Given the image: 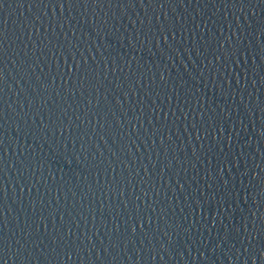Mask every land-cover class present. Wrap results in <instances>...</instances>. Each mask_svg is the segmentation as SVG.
<instances>
[{"label": "water", "instance_id": "95a60500", "mask_svg": "<svg viewBox=\"0 0 264 264\" xmlns=\"http://www.w3.org/2000/svg\"><path fill=\"white\" fill-rule=\"evenodd\" d=\"M3 264H264V0H0Z\"/></svg>", "mask_w": 264, "mask_h": 264}, {"label": "snow or ice", "instance_id": "6c2138e0", "mask_svg": "<svg viewBox=\"0 0 264 264\" xmlns=\"http://www.w3.org/2000/svg\"><path fill=\"white\" fill-rule=\"evenodd\" d=\"M0 264H3V261L2 260H0Z\"/></svg>", "mask_w": 264, "mask_h": 264}]
</instances>
